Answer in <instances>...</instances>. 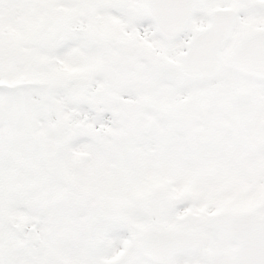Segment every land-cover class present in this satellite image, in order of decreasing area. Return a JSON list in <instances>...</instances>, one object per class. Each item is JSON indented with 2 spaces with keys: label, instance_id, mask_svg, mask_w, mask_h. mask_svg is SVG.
I'll return each instance as SVG.
<instances>
[{
  "label": "snow or ice",
  "instance_id": "snow-or-ice-1",
  "mask_svg": "<svg viewBox=\"0 0 264 264\" xmlns=\"http://www.w3.org/2000/svg\"><path fill=\"white\" fill-rule=\"evenodd\" d=\"M0 264H264V0H0Z\"/></svg>",
  "mask_w": 264,
  "mask_h": 264
}]
</instances>
